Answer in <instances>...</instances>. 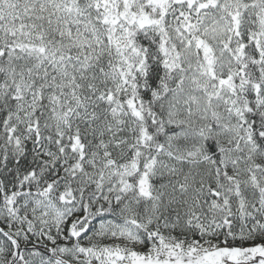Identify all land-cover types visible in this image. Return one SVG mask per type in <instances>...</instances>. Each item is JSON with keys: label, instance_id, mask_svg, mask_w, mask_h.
<instances>
[{"label": "snow or ice", "instance_id": "obj_1", "mask_svg": "<svg viewBox=\"0 0 264 264\" xmlns=\"http://www.w3.org/2000/svg\"><path fill=\"white\" fill-rule=\"evenodd\" d=\"M0 264H264V0H0Z\"/></svg>", "mask_w": 264, "mask_h": 264}]
</instances>
